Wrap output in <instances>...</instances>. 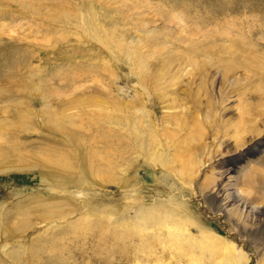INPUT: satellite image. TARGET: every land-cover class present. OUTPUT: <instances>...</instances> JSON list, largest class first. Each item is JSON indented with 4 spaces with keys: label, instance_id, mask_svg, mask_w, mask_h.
I'll return each instance as SVG.
<instances>
[{
    "label": "rangeland",
    "instance_id": "374dc122",
    "mask_svg": "<svg viewBox=\"0 0 264 264\" xmlns=\"http://www.w3.org/2000/svg\"><path fill=\"white\" fill-rule=\"evenodd\" d=\"M0 264H264V0H0Z\"/></svg>",
    "mask_w": 264,
    "mask_h": 264
},
{
    "label": "bare ground",
    "instance_id": "6f19581e",
    "mask_svg": "<svg viewBox=\"0 0 264 264\" xmlns=\"http://www.w3.org/2000/svg\"><path fill=\"white\" fill-rule=\"evenodd\" d=\"M233 66V65H232Z\"/></svg>",
    "mask_w": 264,
    "mask_h": 264
}]
</instances>
